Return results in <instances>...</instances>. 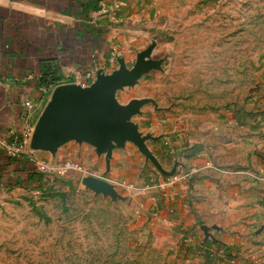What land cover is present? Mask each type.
I'll return each mask as SVG.
<instances>
[{
    "label": "rangeland",
    "instance_id": "rangeland-1",
    "mask_svg": "<svg viewBox=\"0 0 264 264\" xmlns=\"http://www.w3.org/2000/svg\"><path fill=\"white\" fill-rule=\"evenodd\" d=\"M134 1L154 40L124 63L152 69L116 98L138 137L71 140L76 186L7 192L0 264H264V0Z\"/></svg>",
    "mask_w": 264,
    "mask_h": 264
},
{
    "label": "crops",
    "instance_id": "crops-1",
    "mask_svg": "<svg viewBox=\"0 0 264 264\" xmlns=\"http://www.w3.org/2000/svg\"><path fill=\"white\" fill-rule=\"evenodd\" d=\"M101 2L0 0V200L12 190L43 191L61 184L77 185V174L63 176L59 172L69 160L84 166L80 157L85 159L92 147L71 142L54 151L33 148L39 118L57 87L81 86L75 81L77 75L95 71L90 86L100 72L109 75L115 62L132 60L153 42L148 30L143 29L146 23L142 14L135 11L137 1L104 0L111 10L115 3L121 4L116 14L100 12ZM49 76L56 81L48 82ZM26 100L36 104L38 119L21 154L12 157L3 144H9L15 135L20 136L27 129V110L23 105ZM41 162L53 175L40 171ZM96 170L98 176H105L104 169ZM255 170L264 174V162ZM253 197L256 201L263 199L261 194ZM162 205L161 201L157 203L160 212L168 214L169 207ZM259 208L264 212L260 205ZM259 227L264 228V221Z\"/></svg>",
    "mask_w": 264,
    "mask_h": 264
},
{
    "label": "water",
    "instance_id": "water-1",
    "mask_svg": "<svg viewBox=\"0 0 264 264\" xmlns=\"http://www.w3.org/2000/svg\"><path fill=\"white\" fill-rule=\"evenodd\" d=\"M145 55H139L132 71H128L124 60L120 59L119 71L112 75L100 72L88 87L75 84L57 87L36 124L32 147L54 151L76 139L111 151L114 145L120 147L132 136L138 137L137 127L132 122L138 103L121 105L116 94L134 86L142 74L152 69L151 64H143Z\"/></svg>",
    "mask_w": 264,
    "mask_h": 264
},
{
    "label": "built area",
    "instance_id": "built-area-1",
    "mask_svg": "<svg viewBox=\"0 0 264 264\" xmlns=\"http://www.w3.org/2000/svg\"><path fill=\"white\" fill-rule=\"evenodd\" d=\"M108 11H109L108 5L102 1L101 12L103 14H106ZM95 75H96L95 71H89L83 76L77 75V78L75 79V81L79 83L82 87H87L89 86L88 84L90 82L95 80ZM23 105L25 109L27 110V117H26L27 129L22 135L20 136L15 135L9 144L1 143L6 148L7 154L12 157H16L19 154H21V150L23 149V147L25 146V144L31 137V134L33 132V127L36 124L37 119H38L37 106L32 100H26L23 103ZM38 167L41 172L53 175V173L49 172V169L45 163H42V162L38 163ZM82 172H83L82 166H80L78 163L74 161L69 160L63 164L59 173L62 174L63 176H67L70 173L76 174V173H82Z\"/></svg>",
    "mask_w": 264,
    "mask_h": 264
},
{
    "label": "trees",
    "instance_id": "trees-1",
    "mask_svg": "<svg viewBox=\"0 0 264 264\" xmlns=\"http://www.w3.org/2000/svg\"><path fill=\"white\" fill-rule=\"evenodd\" d=\"M49 81L53 83V82H55L56 80L53 79V77L49 76L48 82H49ZM61 185H62V184H61Z\"/></svg>",
    "mask_w": 264,
    "mask_h": 264
}]
</instances>
